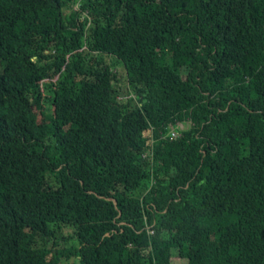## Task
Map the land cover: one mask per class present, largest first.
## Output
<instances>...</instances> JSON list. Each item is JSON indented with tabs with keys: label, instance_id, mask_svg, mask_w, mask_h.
I'll list each match as a JSON object with an SVG mask.
<instances>
[{
	"label": "trees",
	"instance_id": "16d2710c",
	"mask_svg": "<svg viewBox=\"0 0 264 264\" xmlns=\"http://www.w3.org/2000/svg\"><path fill=\"white\" fill-rule=\"evenodd\" d=\"M173 249L264 264V0H0V264Z\"/></svg>",
	"mask_w": 264,
	"mask_h": 264
},
{
	"label": "rangeland",
	"instance_id": "374dc122",
	"mask_svg": "<svg viewBox=\"0 0 264 264\" xmlns=\"http://www.w3.org/2000/svg\"><path fill=\"white\" fill-rule=\"evenodd\" d=\"M107 63L110 65L111 70L113 74L118 79V84L121 85L122 88L126 87L125 82V73L123 68V58L121 55L118 56H106L105 57ZM187 65V62H184L181 66V72H185V67ZM106 77L103 75V78L101 79V83L103 85H106ZM128 94L125 93L123 99L127 98ZM187 127V124H183V129ZM12 180L17 186L18 191H32L38 189L40 183H45L47 181L52 182L54 180V173H50L45 170L37 169V170H31L30 172H19L16 174H13ZM64 242V241H62ZM76 240L74 238H70L66 244V246L69 245H75ZM216 247H224L223 245H219L216 243L211 244V248ZM184 260L180 258L177 254V251L175 249L172 250L171 254V263L172 264H184ZM66 264V263H64Z\"/></svg>",
	"mask_w": 264,
	"mask_h": 264
},
{
	"label": "built area",
	"instance_id": "2783aa9c",
	"mask_svg": "<svg viewBox=\"0 0 264 264\" xmlns=\"http://www.w3.org/2000/svg\"><path fill=\"white\" fill-rule=\"evenodd\" d=\"M124 96H121V98H123ZM183 124L181 122H178L177 125L175 126V128H171L170 129V136L175 138L178 136V130H182L183 128ZM145 156V155H144Z\"/></svg>",
	"mask_w": 264,
	"mask_h": 264
}]
</instances>
